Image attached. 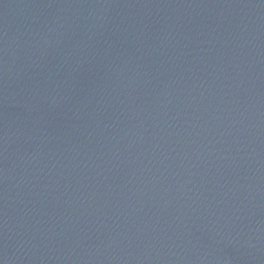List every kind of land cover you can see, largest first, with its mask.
<instances>
[{"label":"water","instance_id":"obj_1","mask_svg":"<svg viewBox=\"0 0 264 264\" xmlns=\"http://www.w3.org/2000/svg\"><path fill=\"white\" fill-rule=\"evenodd\" d=\"M0 264H264V0H0Z\"/></svg>","mask_w":264,"mask_h":264}]
</instances>
